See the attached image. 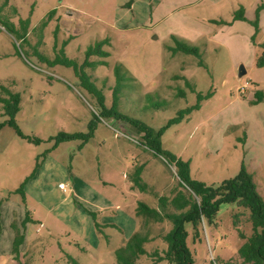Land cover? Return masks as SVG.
<instances>
[{
	"label": "rangeland",
	"instance_id": "1",
	"mask_svg": "<svg viewBox=\"0 0 264 264\" xmlns=\"http://www.w3.org/2000/svg\"><path fill=\"white\" fill-rule=\"evenodd\" d=\"M135 1L11 0L5 8L4 18L17 27L20 19L30 20L29 34L21 40L0 19V86L21 96L16 122L32 140L8 126L0 130V264L10 254L17 264H116L115 251L130 238L128 218L135 217L140 202L159 207L157 196L190 192L181 187L176 167L146 146L145 133L101 116L100 103L80 78L83 73L103 92L106 109L116 99L122 115L156 132L180 111L198 107L166 129L162 148L188 163L192 180L207 186L230 182L244 169L264 200V101L252 104L258 91L264 94V68L256 67L264 53V0H150L145 6ZM52 10H57L52 22L39 28ZM240 10L246 21H234ZM173 37L198 46L201 59L173 55L167 48L174 47ZM102 40L108 41L103 49L109 57L93 56L89 62L108 65L84 68L86 51ZM44 59L69 60L74 66ZM241 65L247 75L239 81ZM7 120L0 103V124ZM60 133L88 139L56 148ZM141 165L143 182L154 195L131 189L130 177ZM59 183L78 189L84 203L93 194L100 198L105 215L96 220L98 244L85 241L62 214L49 212V205L59 203ZM46 184L50 188H41ZM40 189L49 192L45 201ZM118 213L130 217L124 221ZM249 216L237 204H221L201 225L198 239L193 224H186L194 264L238 262L244 244L240 233L247 239L253 234ZM105 218L119 228L103 226ZM138 223L143 234L151 233V242L137 264H169L159 257L167 250L163 238L172 223L150 221L144 227L142 218ZM17 235L24 242L14 253Z\"/></svg>",
	"mask_w": 264,
	"mask_h": 264
},
{
	"label": "trees",
	"instance_id": "2",
	"mask_svg": "<svg viewBox=\"0 0 264 264\" xmlns=\"http://www.w3.org/2000/svg\"><path fill=\"white\" fill-rule=\"evenodd\" d=\"M10 1L11 0H4L0 10V19L3 20V22L10 24L11 33L16 34L19 39L25 40L29 34L30 20L20 19L17 27V25L13 24L10 19L4 18L3 16V12L5 8L9 7ZM261 8L264 9V5H262ZM14 11L17 12L16 9H14ZM56 14L57 10L50 11L42 19L39 28H46L52 22ZM234 21H246L242 10L235 12ZM172 39L174 47L169 46L167 48L173 53V55L182 53L187 56H194L201 59V51L198 46L189 45L177 37H173ZM105 44H108V41L102 40L95 46L88 48L85 53L87 60L84 64V68H97L99 65L107 64L105 61L97 63L89 62V59L93 56L101 58L109 57V53L103 49ZM44 60L50 63V65L62 63L68 67L74 66V64L69 60L56 59L52 62L47 59ZM199 66H203L202 61H200ZM256 67L264 68V53L257 60ZM115 74L120 77V67L115 69ZM80 78L84 86L91 91V93L97 98L98 103H100L102 109L101 116L126 122L136 128L139 133H145L144 137L146 140V146L154 152L156 156L165 159L170 165L176 167L177 177L180 180L181 187L190 191L189 194L177 191L176 193H172V198L157 196L159 204V207L157 208L150 207L142 202L138 204L136 216L139 219L142 218L144 221V227H147L150 224V221L161 223L168 220L173 225L171 231L163 238L167 244V250L163 257H159V260H166L169 264H194L193 257L186 245L188 235L185 230V225L188 223L193 224L194 239H198L200 238L201 225L206 219L211 220L216 215L221 204H237L238 207L244 208L250 212L249 221L253 226V234L247 239L240 233V237L244 240V244L239 249L238 262L230 261L226 264H264V200L257 191L253 175L243 169L240 175L230 182H226L218 187L207 186L203 183L192 180L188 163L182 161L162 148L161 138L166 129H168L170 125L179 123L182 119L183 113H189L193 109H198V107H194L193 109H188L186 111H180L178 117L171 120L167 127L161 129L159 132H156L144 124L132 121L122 115L118 110L116 99L112 108L109 110L106 109L105 96L102 91L96 88L92 78L84 73L80 76ZM189 84V81H187L186 85ZM0 87L4 91V95H6V97L0 96V103L3 104L4 114L8 117L7 121L0 124V130L8 126L14 129L19 137L32 140V138L22 134L16 122V116L21 110V96L19 94L12 93V91L4 85H1ZM178 95H180V98H184V90L179 89ZM255 96L256 100L252 102L253 105L260 104L264 101L263 92L258 91ZM77 139L87 140L88 138L81 134L60 133L55 139V147L57 148L61 143ZM39 141L40 140H35L37 143H39ZM143 171V165L137 166L134 173L130 177L132 188L142 193H150L154 195V192L149 189V186L143 182ZM18 191L23 192V188ZM240 216V214L234 216V225L236 227L239 226L238 222L240 221ZM96 227L100 231V226L98 224H96ZM150 236V232L143 234L140 230L136 231L119 249L115 251L116 264H137L140 256L147 254L145 245L151 242ZM23 242V237L17 235L14 242V253H18V248L23 244ZM158 255L159 253L156 251L151 255V257L155 258ZM74 263H76V261H74Z\"/></svg>",
	"mask_w": 264,
	"mask_h": 264
},
{
	"label": "crops",
	"instance_id": "3",
	"mask_svg": "<svg viewBox=\"0 0 264 264\" xmlns=\"http://www.w3.org/2000/svg\"><path fill=\"white\" fill-rule=\"evenodd\" d=\"M150 2V0H136L135 5H147ZM132 6L134 7V1L132 3ZM132 8H130L131 10ZM59 16V14H58ZM5 128V127H4ZM48 178V176H46ZM46 178V179H47ZM63 184V183H59ZM58 184V186H59ZM51 188H54V183L52 182L50 184ZM66 190H61L59 187L55 191V196L57 200H59V203L57 205H49L47 208H49V212H55L58 214H62L64 220L71 225L75 226L76 233L80 235L85 241H89V243H99V233L96 230L95 225L98 224L96 223L97 218L103 217L104 214V209L105 207L102 205V202L100 198L97 197L96 194H93V198H89L88 200L83 201V195L81 192L78 191V189H73V187L70 185V183H66ZM50 188L48 184L42 186L41 188ZM132 190L136 191L135 189L131 188ZM41 190V197L45 201L48 196L49 192L44 191L43 189ZM53 193V191H51ZM68 193V194H67ZM76 195V197H74ZM43 201V203H44ZM76 202H78V205H76ZM84 204H87L86 207H84ZM45 205V204H44ZM158 206L154 207L157 208ZM137 210V208H136ZM117 218H120L121 220H127L128 217H130L128 214L125 213H118L116 214ZM112 218H105L104 221H101V224L103 226H111L113 228H119V226L111 221ZM128 228H127V236L131 237L136 231H138V226H139V221L140 219L136 216V211H135V217L131 216L128 218ZM139 219V221H138ZM140 227V226H139ZM121 229V228H120ZM126 229V228H125ZM122 231L124 229L122 228ZM127 241V240H126ZM4 264H17L16 259L14 255H9L8 260L4 261Z\"/></svg>",
	"mask_w": 264,
	"mask_h": 264
},
{
	"label": "water",
	"instance_id": "4",
	"mask_svg": "<svg viewBox=\"0 0 264 264\" xmlns=\"http://www.w3.org/2000/svg\"><path fill=\"white\" fill-rule=\"evenodd\" d=\"M247 75V70L246 68L244 67V65H241L238 69V80L241 81L242 78H244V76Z\"/></svg>",
	"mask_w": 264,
	"mask_h": 264
},
{
	"label": "built area",
	"instance_id": "5",
	"mask_svg": "<svg viewBox=\"0 0 264 264\" xmlns=\"http://www.w3.org/2000/svg\"><path fill=\"white\" fill-rule=\"evenodd\" d=\"M248 84H246V86H247ZM59 189H61V190H66V188H67V186H66V184H59Z\"/></svg>",
	"mask_w": 264,
	"mask_h": 264
}]
</instances>
